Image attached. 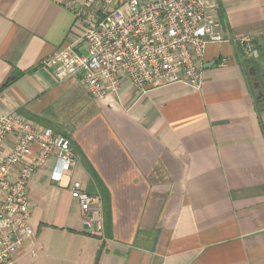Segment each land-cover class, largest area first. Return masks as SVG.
<instances>
[{
  "label": "crops",
  "instance_id": "1",
  "mask_svg": "<svg viewBox=\"0 0 264 264\" xmlns=\"http://www.w3.org/2000/svg\"><path fill=\"white\" fill-rule=\"evenodd\" d=\"M203 1L227 40L207 44L200 87L124 82L95 99L39 67L82 36L84 0H0V114L67 136L77 157L60 184L54 159L30 179L37 236L10 264H264V109L245 63L264 86V0ZM74 181L101 199L100 221L87 222Z\"/></svg>",
  "mask_w": 264,
  "mask_h": 264
},
{
  "label": "built area",
  "instance_id": "2",
  "mask_svg": "<svg viewBox=\"0 0 264 264\" xmlns=\"http://www.w3.org/2000/svg\"><path fill=\"white\" fill-rule=\"evenodd\" d=\"M74 14L82 36L39 67L58 82L79 81L95 99L117 96L124 82L138 94L177 82L200 87L207 44L227 40L203 0H84ZM237 41L245 56H259L251 37ZM53 159L51 177L60 184L77 165L70 138L17 110L0 114V264L35 241L29 181ZM71 195L87 222L100 221L101 199L86 184L74 181Z\"/></svg>",
  "mask_w": 264,
  "mask_h": 264
},
{
  "label": "water",
  "instance_id": "3",
  "mask_svg": "<svg viewBox=\"0 0 264 264\" xmlns=\"http://www.w3.org/2000/svg\"><path fill=\"white\" fill-rule=\"evenodd\" d=\"M211 65L212 63H207L205 64V67H209ZM249 74L252 76L253 85L257 89V100L259 101V106L264 109V90L261 88V84L258 79V72L255 66H251L249 68ZM88 190L92 191V187L88 186ZM86 226L88 227L89 224H86Z\"/></svg>",
  "mask_w": 264,
  "mask_h": 264
},
{
  "label": "trees",
  "instance_id": "4",
  "mask_svg": "<svg viewBox=\"0 0 264 264\" xmlns=\"http://www.w3.org/2000/svg\"><path fill=\"white\" fill-rule=\"evenodd\" d=\"M246 66L247 67H251V66H255L256 68H257V66H256V64L253 62V60H251V59H248V60H246ZM261 88L263 89L264 88V86L263 85H261ZM256 91H257V89H256Z\"/></svg>",
  "mask_w": 264,
  "mask_h": 264
},
{
  "label": "rangeland",
  "instance_id": "5",
  "mask_svg": "<svg viewBox=\"0 0 264 264\" xmlns=\"http://www.w3.org/2000/svg\"><path fill=\"white\" fill-rule=\"evenodd\" d=\"M83 46H84V47H83ZM82 47H83V49H84L83 51L85 52V51H86L85 44H82ZM253 62L256 63L257 60H253ZM259 75H260V73H259ZM258 79H259V81H260L261 77L259 76ZM260 82H261V81H260Z\"/></svg>",
  "mask_w": 264,
  "mask_h": 264
},
{
  "label": "flooded vegetation",
  "instance_id": "6",
  "mask_svg": "<svg viewBox=\"0 0 264 264\" xmlns=\"http://www.w3.org/2000/svg\"><path fill=\"white\" fill-rule=\"evenodd\" d=\"M263 90H264V88H263Z\"/></svg>",
  "mask_w": 264,
  "mask_h": 264
}]
</instances>
